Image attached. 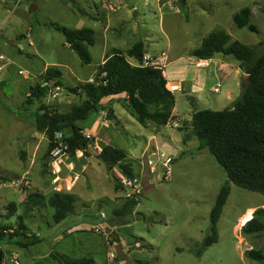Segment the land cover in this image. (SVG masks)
I'll use <instances>...</instances> for the list:
<instances>
[{"label": "rangeland", "instance_id": "374dc122", "mask_svg": "<svg viewBox=\"0 0 264 264\" xmlns=\"http://www.w3.org/2000/svg\"><path fill=\"white\" fill-rule=\"evenodd\" d=\"M93 1L96 0H0V53L8 63L0 70V227L14 232L22 224L27 236L37 234L40 237V243L28 248L33 250L28 255L27 249L9 239L10 234L6 244L0 243V264H12V255H16L20 264H53L45 258V253H59L64 243L54 239L62 236L67 227L76 225L84 227L81 233L79 229L73 230L77 232L68 240L89 237L93 242L90 245L93 254L86 258L93 264H264V261L257 262L246 256L249 250H260L264 254V234L244 235L241 232L242 225L254 212L252 209H264V196L232 183H229V195L216 223L217 241L199 252L202 242L211 234L210 212L221 186L227 181L226 174L206 148L198 149L195 137L188 149L182 150L184 147L180 144L179 152L172 148V139L166 140L171 146L161 147L158 154H152V148L144 152L155 130L170 135L177 133L170 125L144 127L126 105L113 108L116 119L110 122L106 121L107 116L101 119L96 112L80 124L83 131L91 132L98 144L111 141L124 151L125 161L130 163L135 175H140L137 195L119 186L118 168L108 170L97 159L96 147L100 145L95 143L94 148L88 150L91 155L83 153L85 162L79 161L80 158H75L76 162L64 157L52 167L46 155L48 141L35 131L30 116L40 104H27L26 98L29 87L43 83L42 75L47 67L60 71L66 87H75L89 77L93 79L103 53L102 36L98 34L100 19L95 21L87 14H80L74 5L94 16L97 12ZM102 1L101 4L115 16L110 35L107 32L103 39L120 40L122 32L118 29L124 25L122 11L132 20L137 19L148 31L145 36L148 40L143 39L145 31H139L140 35L124 45L120 43L122 53L132 41L142 40L154 51L153 59L157 63L164 55L169 62L181 58L180 62L189 66L188 59L198 60L189 55L190 51L199 47L201 40L212 31H224L232 40L253 46L258 52L264 50L261 45L264 42V0H166L161 8L155 0H146V5L144 0H127L137 6L136 17L122 9L118 0L116 3ZM245 7L251 10L250 23L257 32L238 29L232 21L233 15ZM57 28L94 30L95 44L88 47L90 64H82ZM161 52L166 54L160 55ZM229 59L236 62L232 57ZM192 65L193 76L209 69ZM19 70L24 75H19ZM241 79L240 73L234 79L232 75L226 77L219 82V93L205 91L207 99L201 104L191 99L194 95L186 98L176 93L181 123L187 120L185 113L191 115L201 109L218 111L230 107L241 95ZM227 87L235 92L232 100L225 98ZM60 88L54 99L48 100L45 96L42 102L64 113L80 102V95ZM181 129L186 128L183 125ZM187 134L192 138L191 132ZM158 137L162 139L160 134ZM162 153L172 158L164 179L158 177L157 170L152 174L147 163L151 160L158 168V155ZM23 176L28 177V186L12 187L11 181ZM53 178L56 181L52 185ZM115 185L119 186L118 190ZM54 188L72 194L75 200L70 214L58 224L52 221L46 204ZM128 194L137 198L136 213L114 215L113 211L127 201ZM34 197L37 203H33ZM11 203L15 205L13 210ZM112 225L116 228L111 234L94 231L95 228L105 231ZM112 236L117 240L109 242ZM117 246L121 247L124 257H117ZM111 253L115 258L110 257Z\"/></svg>", "mask_w": 264, "mask_h": 264}, {"label": "trees", "instance_id": "16d2710c", "mask_svg": "<svg viewBox=\"0 0 264 264\" xmlns=\"http://www.w3.org/2000/svg\"><path fill=\"white\" fill-rule=\"evenodd\" d=\"M74 5L80 14H86L80 6L75 3ZM250 16V8L245 7L233 15L232 21L238 29L246 28L250 32H257V28L250 23ZM57 30L82 64H90L88 47L95 44L94 30ZM261 45H264V42ZM216 55L231 56L235 59L242 72L248 76V81L241 86L240 97L233 101L230 107L218 111L197 110L191 115L190 123L199 149L208 150L214 161L224 170L227 179L221 186L210 212L211 234L204 239L199 252L217 241L216 223L229 195V183L264 196V50L258 52L253 46L232 40L224 31H212L202 39L199 47L190 53L191 57L203 60ZM143 56L142 41L134 43L125 53L114 49L105 57L103 63L98 65L92 81L81 82L72 88L64 85L58 69L47 67L44 70L43 82H50L80 95L78 104L61 113L42 102L48 86L35 84L29 87L26 103L40 104L30 116L35 131L43 134L48 141L46 155L49 161L50 152L59 142L57 134L62 136L60 142L66 146L69 159L78 162L75 159L77 150L82 151L85 156L91 155L88 150L94 146V139L86 138L82 134L80 124L103 109L101 101L109 96L124 94L132 116L142 126L151 123L158 128L169 122L174 97L168 88L162 68L158 65H143ZM129 58L135 63H130ZM112 115V112L107 113V120H111ZM100 148L95 155L108 170L118 168L122 176H135L130 163L125 161L123 150L111 145H101ZM118 188L119 186L115 185V189ZM74 201L70 193L52 192L46 199L52 221L59 223L64 220L72 211ZM33 203H37L35 197ZM137 204L135 196H127V201L114 210V215H130ZM10 207L13 210L15 205L11 203ZM24 231L22 224H19L9 239L25 248L37 243L36 235L27 236ZM241 232L244 235L264 234L263 208L254 210L242 225ZM108 240L111 242L117 239L112 236ZM246 256L257 262L264 261V254L260 250H249ZM49 259L55 264H93L89 258L71 259L58 254H51Z\"/></svg>", "mask_w": 264, "mask_h": 264}, {"label": "crops", "instance_id": "0c3cea01", "mask_svg": "<svg viewBox=\"0 0 264 264\" xmlns=\"http://www.w3.org/2000/svg\"><path fill=\"white\" fill-rule=\"evenodd\" d=\"M110 1H112V0H110ZM113 1H114V3L117 2L116 0H113ZM144 1H145L144 5H146L147 1L146 0H144ZM102 2H103L102 0L93 1V7L97 12L94 14V16L89 15L85 11L90 19L95 20V21L97 19H100V22H99L100 23L99 24L100 29L98 30V34H100L102 36L103 53L100 56V61H99L98 65L103 63V61L105 60V57L112 50L115 49V50L121 51L122 48L120 47L119 44L123 43V45H124L126 42H128V40H131V38L135 37L137 34L140 35L139 31H143V32L145 31L143 39L148 40L145 37L148 35V31L146 29H144V27L140 26L137 19L132 20L130 18V16L125 14V11H122V13H121L123 18H124V20H123L124 25L120 26V28L118 29L122 32V37L120 38V40H113L112 38L109 39V37L103 39L104 37H106L107 32H109V35H110V32L112 31L111 29L113 28L115 16H112L113 15L112 12L109 11L104 5H102L101 4ZM118 3H119V5L121 4L120 7L122 9H125L126 11H128V13L132 12L133 17L137 16V14H135V12H137V6L135 4H133L131 1L118 0ZM155 3L158 5L159 8H161V7L165 6L166 0H155ZM121 22H122V20H121ZM136 42H137L136 40L132 41V43L130 44L128 49ZM149 46L150 45L146 46V44L144 43V55L147 56L148 58L152 57L151 59H153L155 54L153 53L154 51L152 49H150L151 47H149ZM192 50L190 52H192ZM150 51L152 54H150ZM162 54H166V53L161 52L160 55H162ZM229 57H231V56L216 55L212 58L207 59L206 60L207 66L203 67V68L204 69L209 68L208 71L203 72L202 73L203 75L199 74V75H195V76H193L194 73L192 74V72L190 70L191 64H193L192 65L193 67H197L195 65L196 61H192V59L191 60L188 59L189 66L182 64L180 62L181 58L174 59L173 61H170V62L168 61V59L164 60V61L159 60L160 63H158L156 65H158L162 68L164 76L167 80L168 88L170 89V91L174 97V107H173L172 112H171V118H170L169 122L163 127L170 125L174 131H177V133L175 135H173V134L170 135L169 133L161 132L160 130H158V131L155 130V133L147 140L146 145L144 147V152L148 148L149 149L152 148L153 149L152 154H158L157 152L160 150L161 147H168V146L170 147L171 146V145L166 143L167 139L168 140L172 139L174 141V145H172V148L176 152H179L180 149H182L180 147V144H182L184 147L182 150L188 149V147L191 145V143H193V138L195 137L193 135V131H192L191 123H190L191 115L193 112L191 113V115H189V113L188 114L185 113L184 116H185V119L187 118V120H184L185 122L183 121L181 123V121H180L181 118H178L179 115L177 113L176 99H175L176 93H178L179 96L186 97V98H190L189 96L194 95V97H192L191 99H193V101H195L196 103L201 104V103H204L207 99L205 96V91L208 90L209 92H212L215 94L219 93V87H220L219 82L226 80V77H230L232 75L233 79H234L239 73L242 75V77L245 76V74L242 72V70L239 66V63L235 59L234 60L236 62H234L233 60H230ZM157 58H158V56H157ZM128 61L132 64L135 63V61L133 59H130V58L128 59ZM197 68H199V67H197ZM199 69H201V68H199ZM221 77H222V79H221ZM215 80H216V83H214V84L211 83ZM86 81H92V78L89 77ZM86 81H84V82H86ZM224 94H225V98L227 100H232L233 96H235V92L231 90V87L230 88L227 87ZM101 104L103 106V109L106 110L107 113L112 112L113 115H112L111 119H116L115 111L113 109L114 107L116 109H118V108L122 107V105L127 106V103L125 102V95L124 94L106 97L101 101ZM101 119H103V118H101ZM106 121L110 122L111 120H106ZM183 125L185 126L186 129H181V127ZM144 127H151V123L150 124L148 123ZM153 129H157V128L153 127ZM83 132L90 135L94 139V143L96 145L98 144L97 140L93 137V135L91 134L90 131L84 130ZM190 132L192 133V138L190 136L191 134H189V135L187 134ZM159 134L162 136V139H160L158 137ZM185 134H187V136H188L187 140H185L186 139ZM195 139H196V137H195ZM151 141H152L153 145H151L152 144ZM182 141H185V142L182 143ZM98 145H100V147H101V145H111V146L115 147V145L111 144V141H108L107 143H99ZM91 148H94V147H91ZM198 149H199V147H198ZM80 159L81 160H79V161H84L85 157L80 158ZM82 165H84V164H82ZM163 168L164 167H161L160 171H162ZM120 174H121V172H120ZM121 176H122V174H121ZM158 177L160 178V174H158ZM52 185H53V183H52ZM137 205L134 207L131 214L136 213ZM119 207H117L115 210H117ZM252 210L254 211V209H252ZM49 215L51 217V210H50ZM83 227H84V225H80V226L76 225L75 227L69 226L64 230V233L62 236L59 235L58 237H56L54 239L55 242L63 241V243H64L61 251H59V253L57 252L58 255L66 256V257H69L71 259H79V258H86L87 256L93 254V251H92L93 246H90V245H92L91 243H93V242H91L92 240L88 239L89 237L88 238H86V237L80 238V239H77L76 241H73V242H70L68 240L70 237H73V233L77 232V231H73V230H75V229L80 230ZM115 228H116L115 225H112L109 228L108 233L111 234ZM79 233H81V230L79 231ZM33 235L37 236V239H38L37 243H40L39 235H37V234H33ZM7 240H8V238L2 240L3 244H6L5 242ZM37 243H35V244H37ZM29 247H31V246H29ZM23 248H25V247H23ZM28 248H25V249H27L26 251H27L28 255H31L33 253V250L28 249ZM120 249H121V247H120ZM37 250L39 252V249H37ZM121 251H122V249H121ZM51 254H52L51 251L48 253L46 252L45 258L48 259L49 262L55 264L54 262L50 261V259H49ZM122 254H123L122 257H124L123 252H122Z\"/></svg>", "mask_w": 264, "mask_h": 264}, {"label": "built area", "instance_id": "2783aa9c", "mask_svg": "<svg viewBox=\"0 0 264 264\" xmlns=\"http://www.w3.org/2000/svg\"><path fill=\"white\" fill-rule=\"evenodd\" d=\"M170 5V8L173 9V5L171 3H169ZM165 56L162 55L159 57L158 60H161V61H164L165 60ZM158 64L157 63V60L156 59H151V58H148L147 56H143V65H156ZM195 65L199 68H203V67H206L207 66V62L206 60H203V59H199L198 61L195 62ZM6 66H8V63L6 61V58L3 54L0 53V70L4 69ZM18 74L19 75H24L23 71L22 70H19L18 71ZM41 86H48L49 89L47 90V93H46V97L47 99L49 100H52L54 99L57 95H58V91L61 89L60 86H56V85H52L50 82H43L41 84ZM99 115L103 118V117H106L107 116V112L106 110L104 109H100L98 111ZM82 134L86 137V138H92L90 135H88L87 133L85 132H82ZM56 138L57 140H59L58 144L56 147H54V149L50 152V163L52 165V167L54 165H57L58 162L60 160H62L64 157L68 158L67 157V153H66V146H64L60 141H61V134H57L56 135ZM97 151L99 152L101 150V148L99 146L96 147ZM75 156L76 158H83L84 155H83V152L80 151V150H77L75 152ZM159 158H158V162L160 164V166L158 168L155 167V164L151 161V160H148V165H149V168H150V172L152 174H156V170L158 171L157 172V175L160 174V178L164 179L166 177V174H167V168L168 166L170 165L171 161H172V158L171 157H166L164 156L163 154H159L158 155ZM69 159V158H68ZM139 164L142 166V162L141 160H139ZM161 167H165L166 170L164 172L161 173L160 171V168ZM54 169V168H53ZM54 181L52 180V183H54L56 181V178H53ZM140 181V175H135L134 177H126V176H121V178L119 179L118 181V184L121 188L123 189H128V190H131V191H134V194H137L138 193V190H137V187H138V183ZM11 184H12V187H27L28 186V177L27 176H23V178L21 179H17V180H12L11 181ZM55 184V183H54ZM4 185V184H3ZM54 191L56 192H63V191H60L58 190L57 188H54ZM127 196H130L129 194ZM102 218H105V215L104 213H101L100 215ZM94 231L98 234H103V235H106V232L105 231H102L100 229H94ZM13 231L10 230V229H2L0 227V237L1 238H8V236L10 234H12ZM0 238V242L3 240H1ZM110 257L111 258H115V254L114 253H111L110 254ZM6 259V258H5ZM10 262L12 264H20L16 255H12V258L10 260Z\"/></svg>", "mask_w": 264, "mask_h": 264}, {"label": "water", "instance_id": "95a60500", "mask_svg": "<svg viewBox=\"0 0 264 264\" xmlns=\"http://www.w3.org/2000/svg\"><path fill=\"white\" fill-rule=\"evenodd\" d=\"M247 81H248V76L247 75L243 76L241 79V85H244L245 83H247ZM91 149H93V148H91ZM165 170H166V168L164 167L163 170L161 171V173L164 172ZM105 231L108 232L109 228H106ZM116 254H117V257H119V258H121L123 256L122 251L120 249V246L116 247Z\"/></svg>", "mask_w": 264, "mask_h": 264}, {"label": "clouds", "instance_id": "9594fccd", "mask_svg": "<svg viewBox=\"0 0 264 264\" xmlns=\"http://www.w3.org/2000/svg\"><path fill=\"white\" fill-rule=\"evenodd\" d=\"M106 232V231H105ZM106 233H108V232H106Z\"/></svg>", "mask_w": 264, "mask_h": 264}]
</instances>
